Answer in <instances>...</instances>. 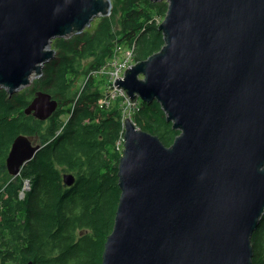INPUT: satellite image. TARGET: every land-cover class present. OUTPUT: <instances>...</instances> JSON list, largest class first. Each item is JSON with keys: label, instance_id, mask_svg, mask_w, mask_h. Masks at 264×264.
Segmentation results:
<instances>
[{"label": "water", "instance_id": "obj_1", "mask_svg": "<svg viewBox=\"0 0 264 264\" xmlns=\"http://www.w3.org/2000/svg\"><path fill=\"white\" fill-rule=\"evenodd\" d=\"M166 1L164 46L116 83L132 102H159L180 134L167 147L126 119L121 194L102 264H253L264 216V0ZM112 7L0 0V90L31 86L55 58V39L81 34ZM57 108L40 91L24 113L46 120ZM40 149L18 136L9 172Z\"/></svg>", "mask_w": 264, "mask_h": 264}, {"label": "trees", "instance_id": "obj_2", "mask_svg": "<svg viewBox=\"0 0 264 264\" xmlns=\"http://www.w3.org/2000/svg\"><path fill=\"white\" fill-rule=\"evenodd\" d=\"M112 4L111 14L96 19L94 28L53 41L56 56L31 86L13 95L0 90V172H5L3 165L18 136H38L42 145L22 177L37 179L26 202L10 204L0 197L4 207L0 264H102L121 194L118 142L125 133V117L121 100L103 108L101 86L93 77L119 45L133 52L136 61L159 52L164 46L159 23L168 10L164 1L112 0ZM39 91L58 100L52 121L24 113ZM130 108L136 126L159 136L166 146L180 134L159 102L139 101ZM55 163L67 164L77 173L80 168L70 165L81 164L85 174L77 176L75 187H65L53 170ZM6 174L7 182L12 176ZM21 188L22 184L16 195ZM16 209L24 214H12ZM252 246L253 264H264V216Z\"/></svg>", "mask_w": 264, "mask_h": 264}, {"label": "flooded vegetation", "instance_id": "obj_3", "mask_svg": "<svg viewBox=\"0 0 264 264\" xmlns=\"http://www.w3.org/2000/svg\"><path fill=\"white\" fill-rule=\"evenodd\" d=\"M23 91V90H22ZM21 91V92H22ZM56 116V115H55ZM32 139H35L38 143V136H34V137H31ZM29 165V162L26 163L22 170L20 171V173L18 174V176L16 177H13L10 173H9V170H8V164L7 162L4 163L3 165V170L5 172H1L0 174V181H3V183L5 185H0V197L12 204L14 201L16 202H26V200L30 197L31 193H32V190L34 188V186L36 185V175H34L33 178L29 179L28 181L23 179V175H25L27 172L25 170V168ZM71 167H73L74 169H77L78 167L80 168V172H75V171H72L70 170L68 167H67V164H64V163H55L53 164V170L57 173L58 177H59V181H60V184L65 186L64 184V175L65 174H73L76 179H75V182L74 184L72 185V187H75V185L77 184L76 182L77 181V176L78 175H84L85 172L82 171V169H85L83 168V165L80 164V166H76L75 164H72L70 165ZM6 172L12 176L11 179L9 181L6 182V179H7V174ZM22 180V188L18 191L17 195H16V192L17 190L19 189V187L21 186L20 184V181ZM24 211H18V209L16 210H11V213L12 214H24L23 213ZM0 245L3 246L2 242H0Z\"/></svg>", "mask_w": 264, "mask_h": 264}, {"label": "built area", "instance_id": "obj_4", "mask_svg": "<svg viewBox=\"0 0 264 264\" xmlns=\"http://www.w3.org/2000/svg\"><path fill=\"white\" fill-rule=\"evenodd\" d=\"M134 61V53L133 52H127L126 56L123 60H114L110 67H104L102 68L103 75H107L109 84H107L109 90L108 93L105 95V102L102 99L101 105L103 107H109L112 101L117 96H123L125 98V102L127 104L126 113H131V106L133 105L128 98L126 97V93L123 89H119L116 86V80L119 78L121 80L124 79V71L127 69V67L130 66V64Z\"/></svg>", "mask_w": 264, "mask_h": 264}, {"label": "rangeland", "instance_id": "obj_5", "mask_svg": "<svg viewBox=\"0 0 264 264\" xmlns=\"http://www.w3.org/2000/svg\"><path fill=\"white\" fill-rule=\"evenodd\" d=\"M162 2V1H161ZM164 2H166V0L164 1ZM167 3V5H168V2H166ZM113 8V7H112ZM100 18V17H99ZM96 19H98V18H95V20ZM95 20H93V22H92V26L91 27H95V25H96V22H95ZM94 78V77H93ZM88 79V78H87ZM96 79V81L98 82V83H100V86H101V95H102V93H103V91L104 90H106V89H108L109 90V88H108V86H107V81L105 80V79H103L104 80V83H101V82H99V80H100V78H95ZM19 92V91H18ZM101 95H100V97H101ZM99 97V98H100ZM116 103V102H115ZM32 115V114H31ZM56 113H53L49 118H47L46 120H39V119H37L35 116H33L34 118H36L37 120H39V121H43V122H48V121H52L53 119H55L56 118ZM127 115H128V113H127ZM26 116H30V115H26ZM128 117V116H127ZM131 118H133V116H131ZM26 137H28V138H30L31 136H28V135H25ZM32 140V143L34 144V145H39L41 148H42V145L40 144V142L38 141V143H37V141L35 140V139H31ZM123 156V155H122ZM121 156V157H122ZM121 157H120V159H121ZM120 159H119V161H120ZM0 174H1V172H0ZM28 181V180H27ZM1 184L2 185H5L4 183H3V181H1ZM0 212L1 213H3L4 212V207H2V204H0Z\"/></svg>", "mask_w": 264, "mask_h": 264}, {"label": "bare ground", "instance_id": "obj_6", "mask_svg": "<svg viewBox=\"0 0 264 264\" xmlns=\"http://www.w3.org/2000/svg\"><path fill=\"white\" fill-rule=\"evenodd\" d=\"M167 2V1H166ZM102 65L97 69V78H100L101 79V82H102V76H103V71H102ZM36 78H34V79H32V84H33V82H34V80H35ZM40 92V91H39ZM44 92V91H43ZM37 93V92H36ZM36 93L34 94V98H35V96H36ZM108 92L107 91H105L104 92V94H103V100H104V102H105V95L107 94ZM52 96V95H51ZM33 98V99H34ZM52 98H53V96H52ZM53 99H55V98H53ZM57 100V99H56ZM57 102H58V100H57ZM58 107H59V103H58ZM58 109V108H57ZM57 111V110H56ZM55 111V112H56ZM132 122L134 123V121L132 120ZM134 125L136 126V124L134 123ZM136 128L137 129H139L137 126H136ZM125 133L122 135V139L121 140H119V142H118V146H119V149H120V151L122 152V155H124V150H125V142H126V140H125V138H126V135H127V131H126V127H125V131H124ZM165 145V144H164ZM166 146V145H165ZM168 147V146H167ZM66 175H72L73 177H74V182H75V179H76V177L73 175V174H71V173H69V174H65L64 175V184H65V187H72V185L70 186V185H67L66 183H65V176ZM74 184V183H73Z\"/></svg>", "mask_w": 264, "mask_h": 264}]
</instances>
